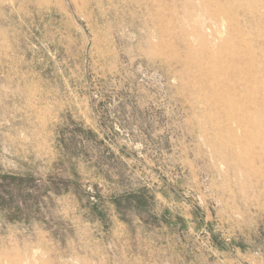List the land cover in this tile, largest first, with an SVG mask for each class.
Listing matches in <instances>:
<instances>
[{"label": "rangeland", "instance_id": "obj_1", "mask_svg": "<svg viewBox=\"0 0 264 264\" xmlns=\"http://www.w3.org/2000/svg\"><path fill=\"white\" fill-rule=\"evenodd\" d=\"M0 264H264V0H0Z\"/></svg>", "mask_w": 264, "mask_h": 264}, {"label": "bare ground", "instance_id": "obj_2", "mask_svg": "<svg viewBox=\"0 0 264 264\" xmlns=\"http://www.w3.org/2000/svg\"><path fill=\"white\" fill-rule=\"evenodd\" d=\"M171 22V21H170Z\"/></svg>", "mask_w": 264, "mask_h": 264}]
</instances>
